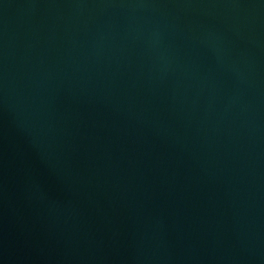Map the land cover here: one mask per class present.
<instances>
[{
	"label": "water",
	"instance_id": "95a60500",
	"mask_svg": "<svg viewBox=\"0 0 264 264\" xmlns=\"http://www.w3.org/2000/svg\"><path fill=\"white\" fill-rule=\"evenodd\" d=\"M0 264H264V0H0Z\"/></svg>",
	"mask_w": 264,
	"mask_h": 264
}]
</instances>
